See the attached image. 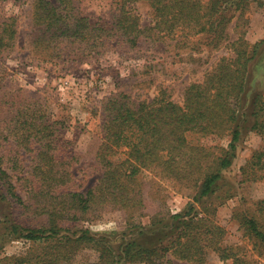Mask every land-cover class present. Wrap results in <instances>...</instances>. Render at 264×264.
Here are the masks:
<instances>
[{
  "label": "trees",
  "instance_id": "trees-1",
  "mask_svg": "<svg viewBox=\"0 0 264 264\" xmlns=\"http://www.w3.org/2000/svg\"><path fill=\"white\" fill-rule=\"evenodd\" d=\"M235 1L118 0L117 13L106 26L93 24L88 17L80 15L73 0H35L31 20L39 29L32 42L40 55L48 59L67 55L76 57L75 60L98 59L108 49L132 50L141 41L163 42L167 38L175 42V48L188 46L198 35L209 39V45H216L225 39L230 22L228 10ZM243 2L246 0H238L236 4ZM138 3L147 4L150 10L148 25L140 22L135 8ZM14 22L15 18H9L3 25L10 27ZM14 32L1 30L0 49L10 45ZM230 43L233 57L222 58L201 83L189 84L181 103L173 102L166 89L150 101L116 92L100 102L103 136L95 162L101 167L102 177L85 192H58L57 187L65 184L70 173L59 169L50 154L59 122L46 119V107L39 102V96L19 89L28 102L26 110L16 115L15 131H22L24 143L37 138L41 145L40 160L34 166L38 187L30 190L44 199L24 201L2 168L0 157V201L38 216H48L49 225L33 229L8 218L0 219L3 230L0 241L13 238L43 243L49 252L36 257V264L68 263L79 248L88 245L99 252L98 264H172L173 260L207 264L211 253L222 264H243L232 247L221 244L224 230L208 214L200 216L195 206L216 192L222 172L233 164L242 140L246 115L240 105L242 101H246L245 105L250 101L246 96L248 77L251 65L259 56L260 45H250L244 31ZM12 100L13 97L3 103ZM252 105L254 123L250 130L264 138V125L260 123L264 102L260 93L253 97ZM192 136L228 138V144L216 154L193 143L189 140ZM253 158L249 166L259 167L264 161V151ZM142 171H154L161 178L171 180L193 202L183 212L151 217L149 228L132 224L130 220L143 215L146 208ZM242 175L245 180L250 179L245 169ZM109 209L119 210L127 221V230L112 239L113 242L107 234H93L87 228L68 233L57 222L96 221ZM241 225L264 247V222L245 217ZM27 258L21 262L30 264Z\"/></svg>",
  "mask_w": 264,
  "mask_h": 264
},
{
  "label": "rangeland",
  "instance_id": "rangeland-1",
  "mask_svg": "<svg viewBox=\"0 0 264 264\" xmlns=\"http://www.w3.org/2000/svg\"><path fill=\"white\" fill-rule=\"evenodd\" d=\"M34 1L0 0V32L4 28L15 31L10 45L0 49L1 166L11 177L19 196L30 203L44 199L43 195L30 190L33 186L38 187L35 183L38 173L34 166L40 160L38 150L41 145L37 138L24 143L21 139L22 131H15L16 115L26 110L28 102L21 90L39 96V102L46 107V119L59 122L55 127V145L50 154L54 156L59 169H66L70 173L67 180L64 176L65 184L57 187L58 192H85L93 188L102 177L101 167L95 162V153L103 136L101 101L116 92L127 93L137 100L150 101L162 89H166L173 102L181 103L184 89L189 84L201 83L206 73L222 58L233 57L230 42L240 32H245V39L250 45H260L259 56L251 65L248 77L246 96L250 101L247 100V105L246 101H242L240 105V110L246 116L242 123L243 135L236 157L233 164L222 172L216 192L197 202L195 206L200 216L208 214L224 230L221 244L232 247L243 264H264L263 244L248 234L241 225L245 217L264 222V161L259 167L249 166L253 156L264 151V138L250 130L254 123L253 97L260 93L264 102V0H246L238 4L236 0L228 10L230 22L226 27L225 39L216 45H209V39L198 35L188 46L175 48V42L167 38L163 42L141 41L132 50L108 49L98 59L83 60L68 58L67 55L53 59L40 55L35 42H32L39 29L32 25L31 20ZM73 2L80 15L88 17L93 24L110 25L117 13L118 0ZM135 8L141 24L148 25L150 10L147 4L138 3ZM9 18L16 19L12 26L7 25L11 28L3 25ZM237 24L238 27L235 28ZM12 97L13 100L8 104L3 103V100ZM260 120L261 125H264V114ZM189 140L216 154L228 144V138L215 136H192ZM242 169L248 173L249 180L244 179ZM140 176L146 208L143 215L130 220L132 224L149 228L151 217L183 212L193 202L186 191H178L175 183L161 178L157 172L142 171ZM27 177L29 181L25 180ZM19 207L0 201V219L8 218L27 228L48 227V216H38ZM57 222L63 229L69 230L68 233L87 228L93 234H107L112 242V239L119 238L127 230L123 214L114 209H109L96 221ZM1 233L3 230L0 225ZM119 241L120 239L116 241L115 246ZM79 249L70 262L61 264H98L97 250L90 245ZM45 252L49 250L44 248L43 243L34 244L13 238L0 241L1 264H28L21 262L25 257L31 261L30 264H36L34 259ZM172 264L190 263L173 260ZM207 264L222 262L211 253Z\"/></svg>",
  "mask_w": 264,
  "mask_h": 264
}]
</instances>
